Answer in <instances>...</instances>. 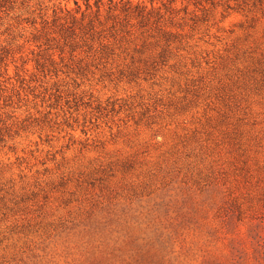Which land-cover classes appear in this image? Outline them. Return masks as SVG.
I'll list each match as a JSON object with an SVG mask.
<instances>
[{
    "label": "rangeland",
    "instance_id": "obj_1",
    "mask_svg": "<svg viewBox=\"0 0 264 264\" xmlns=\"http://www.w3.org/2000/svg\"><path fill=\"white\" fill-rule=\"evenodd\" d=\"M0 264H264V0H0Z\"/></svg>",
    "mask_w": 264,
    "mask_h": 264
},
{
    "label": "trees",
    "instance_id": "obj_2",
    "mask_svg": "<svg viewBox=\"0 0 264 264\" xmlns=\"http://www.w3.org/2000/svg\"><path fill=\"white\" fill-rule=\"evenodd\" d=\"M76 4H77V1H76Z\"/></svg>",
    "mask_w": 264,
    "mask_h": 264
}]
</instances>
